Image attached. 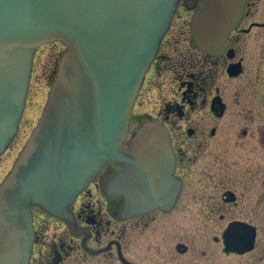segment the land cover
Masks as SVG:
<instances>
[{
	"label": "flooded vegetation",
	"instance_id": "flooded-vegetation-1",
	"mask_svg": "<svg viewBox=\"0 0 264 264\" xmlns=\"http://www.w3.org/2000/svg\"><path fill=\"white\" fill-rule=\"evenodd\" d=\"M240 1L227 39L210 53L196 43L193 22L211 0H179L133 103L124 145L133 152L147 123L166 129L173 198L165 207L134 206L140 197L128 192L123 166L108 162L67 205L66 217L31 208L28 264H214L230 256L264 264V0ZM206 16L218 19L209 27L229 18ZM187 222L207 230L226 224L211 240L203 230L198 241ZM231 223L254 229L250 249L228 248Z\"/></svg>",
	"mask_w": 264,
	"mask_h": 264
},
{
	"label": "water",
	"instance_id": "water-1",
	"mask_svg": "<svg viewBox=\"0 0 264 264\" xmlns=\"http://www.w3.org/2000/svg\"><path fill=\"white\" fill-rule=\"evenodd\" d=\"M177 3L0 0V154L17 133L36 49L53 41L66 46L44 109L0 183V264H28L32 206L66 217L67 205L107 162L123 166L128 192L133 199L140 197L134 206L165 207L173 198L174 155L166 129L145 124L133 152L124 141L144 73ZM242 6L240 0L206 2L193 22L199 47L210 53L221 48ZM209 10L229 18L209 27L218 20L206 16ZM110 185L111 178L108 190ZM254 234L247 224L231 223L225 231L227 246L248 250Z\"/></svg>",
	"mask_w": 264,
	"mask_h": 264
},
{
	"label": "rangeland",
	"instance_id": "rangeland-1",
	"mask_svg": "<svg viewBox=\"0 0 264 264\" xmlns=\"http://www.w3.org/2000/svg\"><path fill=\"white\" fill-rule=\"evenodd\" d=\"M64 50L65 47L62 43L54 42L39 47L35 53L26 108L20 121L18 133L9 148L0 155V183L10 170L11 163L17 151L21 147L25 137L30 134L42 112L46 102L48 88L54 78L58 60ZM225 224L226 222H214L212 223L211 229L207 230V228H204L203 223H184V225L193 230L191 231V236L194 233V237L197 236L198 241L201 239L203 230L208 232L206 236L211 240V236L218 235L220 229ZM199 225L202 226L198 227ZM260 225L261 233L264 235V220L261 221ZM246 262L254 264L253 260L234 256L217 259L214 264H247Z\"/></svg>",
	"mask_w": 264,
	"mask_h": 264
}]
</instances>
